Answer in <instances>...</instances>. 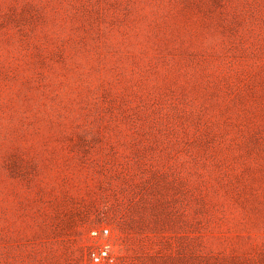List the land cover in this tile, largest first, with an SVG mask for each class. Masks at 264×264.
<instances>
[{
	"label": "rangeland",
	"instance_id": "obj_1",
	"mask_svg": "<svg viewBox=\"0 0 264 264\" xmlns=\"http://www.w3.org/2000/svg\"><path fill=\"white\" fill-rule=\"evenodd\" d=\"M0 264H264V0H0Z\"/></svg>",
	"mask_w": 264,
	"mask_h": 264
},
{
	"label": "built area",
	"instance_id": "obj_2",
	"mask_svg": "<svg viewBox=\"0 0 264 264\" xmlns=\"http://www.w3.org/2000/svg\"><path fill=\"white\" fill-rule=\"evenodd\" d=\"M108 231L109 230L107 228H104L103 231L94 230L93 233L95 235L96 234H100V235H104L105 234L106 235L108 233ZM91 259L94 262H102L104 260H111L112 257L110 256L108 245H105L104 247H101L98 250H93L91 252Z\"/></svg>",
	"mask_w": 264,
	"mask_h": 264
}]
</instances>
